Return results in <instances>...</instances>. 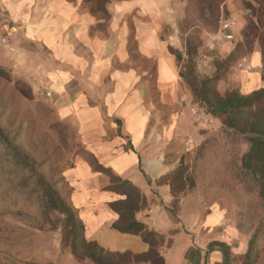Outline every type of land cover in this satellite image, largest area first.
Here are the masks:
<instances>
[{"label":"rangeland","instance_id":"rangeland-1","mask_svg":"<svg viewBox=\"0 0 264 264\" xmlns=\"http://www.w3.org/2000/svg\"><path fill=\"white\" fill-rule=\"evenodd\" d=\"M46 1V10L52 11L50 0ZM72 1L80 3V11L91 10L105 23L110 19L107 5L113 0ZM180 1L183 5L177 8L176 19L168 17L161 24V39L168 51L187 58L188 45L196 47L195 66L201 76H212L219 62L233 52L217 91L250 92L246 77L251 74V78L256 70L260 74L256 89L264 87L262 43L256 39L249 50L243 35L258 3L223 0L220 11L207 6L204 15L200 0ZM37 9V1L0 0V65L8 71L0 74V264H96L81 255L82 239L77 241L79 253L73 252L64 214L48 207L46 190H56L83 222L80 213L105 204L99 199L102 192H111L115 197L111 201L122 198L104 190L112 176L126 178L108 162H138L139 156L144 164L162 170L159 176L150 177L148 204L138 214L162 234L158 250L165 264H189L185 258L188 248L205 250L212 241L230 246L231 264H264L260 178L242 165L250 135L203 112L183 79L191 96L190 118L183 126L182 121L175 125L173 109L158 91L155 60L135 53L133 43L128 48L111 47L121 55L108 54L104 70L96 71L94 65V59L101 56H90V68H94L90 80L101 78L108 85L118 70L126 69L128 77L131 71L132 78L142 82L141 98L134 97L140 87L127 86L120 106L104 104L96 95L102 87L85 86L88 76L81 72L78 60L83 53H71V40L56 38L57 33L41 38L22 21L23 15L35 17ZM15 10L18 16L13 15ZM124 49L129 51L126 60ZM255 51L261 55L259 67L250 60ZM55 72L63 77L62 83L57 82L60 77ZM112 85L107 93L115 90ZM86 100L89 108L82 104ZM92 105L100 109L90 112ZM89 166L98 174L96 178L90 177ZM95 184L98 187L91 191L95 197L90 198V186ZM108 251L103 253V264H148L135 251L131 255ZM223 261L221 250L210 252L208 264Z\"/></svg>","mask_w":264,"mask_h":264},{"label":"crops","instance_id":"crops-1","mask_svg":"<svg viewBox=\"0 0 264 264\" xmlns=\"http://www.w3.org/2000/svg\"><path fill=\"white\" fill-rule=\"evenodd\" d=\"M36 1L38 2V9L36 10L37 14L35 13L36 15H34L35 17L23 15L22 21L30 24L29 29L40 33L39 36L41 38L46 39V36L47 38H52V36L56 37L55 33H57L56 38H69V40H71V53H73V55H82L80 53H83V57L78 56L79 59L78 57L77 59L82 63V67L80 68L81 72L86 73V76H88L85 79V86L92 85L97 88L102 87L103 91H101V89H96V95L102 98L104 104H119L123 94L125 95L127 93V86L140 87L135 89L134 97L141 98L142 82L140 80V82L137 83L136 79L132 78L133 74L131 71V75L128 77L129 73L126 72V69H120L118 70V74L115 75L116 79L114 78L115 80L112 81V86L115 90L111 93H107L106 88L112 83L106 85L105 83L107 80L98 79L93 76L91 79L94 81L90 80L91 75H89V73L94 69L90 68V56H94V54L100 55L101 58L94 59V65L96 66V71L104 70L107 55L119 53L114 51L111 47L116 44L117 46L122 45L128 48V45L133 43L135 44V53L146 55L155 60L158 91L161 100L170 103L173 109L172 112L174 114L173 118L175 120V125H177L179 121H182L183 126V121H188L190 118L191 96L189 91L186 92V86H184L183 80L179 75L176 57L168 51L167 44L161 39L160 32L161 24L164 20L168 17L173 18V20L176 19L177 8L179 5H183L182 1L178 0V6L174 4L176 0L109 1L107 10L111 16L107 23H105L104 18L96 16L91 10L90 13L89 11H80V3L78 4L72 0H50L49 5L54 7L52 11L46 10L48 4L46 0H32V2ZM17 14H19V11H16L13 15L18 16ZM42 18H44V20ZM100 23L103 24V26L100 27ZM117 40L119 43H117ZM122 54L124 55V60H126L125 54L128 55L129 51L124 49ZM250 60L255 67H259L262 63L261 55L258 51L252 53ZM250 75L251 74H249V76ZM258 75H260L259 71L256 70L251 78H249V76L246 77L247 92L257 88ZM54 76L60 77L58 78L60 80L57 82L62 83V76H59L57 72H55ZM72 102H75V99ZM82 104L88 107L87 100L83 101ZM92 106L93 107H90V112L94 111L95 108L100 109L98 105ZM97 116L98 115H95V119ZM80 119L84 120L86 118L80 117ZM91 119L92 117H90V122L93 120ZM84 124H87V120H85ZM108 165L119 175L137 183L142 192L148 196L151 186L146 176L140 170L139 162H118L117 159V162H108ZM89 167L90 177L96 178L98 174L93 172L91 166ZM142 167L149 178L157 177L160 175V172H162V170L158 171L154 164L147 165L142 162ZM85 173H87L86 170ZM97 187L96 184L90 186V198L95 197L94 191H91ZM86 192L88 193V191ZM82 193L84 195L89 194L85 193V191ZM99 195L101 197L99 199L102 200L101 202L106 205L111 199L115 198L112 196L111 192L106 191L102 192V195ZM105 204L102 207L87 208L85 213H80V217L85 224L86 239L88 241H96L102 247L110 251L131 250L138 253L147 251L149 249V244L146 243L140 235L124 233L112 227L113 222L118 219L119 215ZM138 217L143 220L149 228L153 227L147 219L139 216V214Z\"/></svg>","mask_w":264,"mask_h":264},{"label":"trees","instance_id":"trees-1","mask_svg":"<svg viewBox=\"0 0 264 264\" xmlns=\"http://www.w3.org/2000/svg\"><path fill=\"white\" fill-rule=\"evenodd\" d=\"M205 15V8H217L220 11V3L223 0H200ZM258 7L254 8L253 20L248 23L243 35L247 49L253 50L256 39L262 43V54L264 64V0H255ZM204 4V5H203ZM216 16V14L214 15ZM196 47L188 45L187 58L182 53L176 52L175 57L179 68L180 77L186 81L191 89L193 100L208 115L220 118L224 126L232 128L242 134H248L250 148L242 158L244 168L258 173L260 178V194L264 197V87L254 89L248 93L238 90H229L219 93L216 89L217 82L228 70L229 62L233 58V52L217 65L216 72L212 76H201L195 66ZM185 63L179 66V62ZM8 71L0 65V74L7 75ZM133 149V147H132ZM139 168L146 176L148 183L151 179L142 167L139 156ZM100 167V165H99ZM108 172H110V168ZM183 174V173H182ZM104 190L112 191L122 198L109 201L108 207L118 213L119 217L113 222L112 227L124 233L140 235L149 244L147 251L138 253L139 260L148 264H165L164 257L160 254L158 246L162 241V234L148 225L138 217V211L148 204L146 195L140 187L128 178L112 176ZM45 199L48 207L64 214L65 224L69 234L72 236V249L78 254V239H82L84 252L81 255L90 257L96 264H103L104 251L110 253L96 241H88L85 237V224L78 220L74 209L52 188H47ZM253 240H250L251 249ZM218 249L224 255L223 264H231L230 246L224 241H212L204 250L198 246H191L185 254L189 264H208L211 251ZM127 250L125 255H131Z\"/></svg>","mask_w":264,"mask_h":264},{"label":"built area","instance_id":"built-area-1","mask_svg":"<svg viewBox=\"0 0 264 264\" xmlns=\"http://www.w3.org/2000/svg\"><path fill=\"white\" fill-rule=\"evenodd\" d=\"M228 26H229V24H228V23H226V24H225V28H227ZM225 35H226V34H225ZM226 36H227V35H226ZM229 37H230V36H229Z\"/></svg>","mask_w":264,"mask_h":264}]
</instances>
